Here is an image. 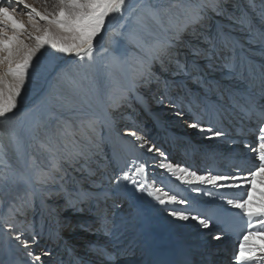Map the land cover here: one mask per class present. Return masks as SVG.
I'll return each mask as SVG.
<instances>
[{"label": "snow or ice", "instance_id": "6c2138e0", "mask_svg": "<svg viewBox=\"0 0 264 264\" xmlns=\"http://www.w3.org/2000/svg\"><path fill=\"white\" fill-rule=\"evenodd\" d=\"M226 11L225 0H168L166 4L158 0H0V122L17 146L18 156H23L16 129L19 119L16 110L26 84L68 71L55 63L41 62L40 57L49 49L53 59L57 53L75 57L72 63L89 84L87 94L104 96L112 109L130 105L138 98L136 92L140 88L155 85L158 91L162 89L159 102L166 100L167 106L176 110L174 115L181 118L187 114V107L191 112L188 127L204 134L207 140L225 141L228 134L215 127L214 122L224 110L221 102L231 101L234 108L259 123L255 143L244 144L254 154L255 161L247 170L238 166L233 173L226 174L211 167L199 171L178 164L169 160L157 142L133 129L127 131L133 139L122 145L123 155L118 153L114 157L117 168L111 184L124 199L135 193L145 194L177 221L194 222L204 230L218 228L212 234L216 241L236 232L238 245L232 264H264V26L256 30L244 25L249 33L247 40L255 45L250 51L260 57L253 60L248 50L231 41L223 29L211 36L203 33L210 25L211 15L225 16ZM259 15L264 20V9ZM243 17L244 13L226 18L243 24ZM145 18L154 22L156 31L142 24ZM114 22L118 26L106 27ZM186 33L202 36L207 45L193 47L192 54L207 60L209 68L216 69L219 65L218 70L230 81L238 82L242 92L241 87L208 80L195 61L178 59V42ZM105 37L108 47L103 43ZM121 41L134 44L139 54L127 56L121 51ZM98 60L103 61L104 71L92 76L91 70ZM155 65H159L160 75ZM164 73L195 80L204 94L196 96L186 92L184 96L172 97L173 89L183 85L165 78ZM212 93L216 94V101L210 99ZM100 123V117L95 115L81 119L75 127L64 122L39 142L41 151L47 154L46 168L36 166L30 157L28 166L35 168L32 176L19 175L11 167L0 174V188L20 182L26 186L22 194L7 202L6 212L0 211V264H52L53 252L41 246L43 233L36 231L34 222L27 219L37 194H51V185H59L58 194H65L73 206L95 202L99 208L100 201L108 200L107 190L78 187L68 192L65 186L67 168L64 165L75 166L84 161L81 170L87 168ZM210 155L215 159L214 154ZM157 167L166 174L159 181L155 178ZM169 177L183 185V190L194 198L176 192L171 181L165 184ZM92 184L96 186L97 182ZM233 189H242L246 195L233 198L229 195ZM142 217L139 208H132L120 217L109 215L106 207L98 210L96 232L108 242L95 249L100 264H112L113 249L123 256L135 255L133 249ZM128 264H143V261L129 260Z\"/></svg>", "mask_w": 264, "mask_h": 264}, {"label": "rangeland", "instance_id": "374dc122", "mask_svg": "<svg viewBox=\"0 0 264 264\" xmlns=\"http://www.w3.org/2000/svg\"><path fill=\"white\" fill-rule=\"evenodd\" d=\"M167 2L168 0H158V3L160 4H166ZM247 3H249L248 13L247 12L244 13V18L250 21L251 28L259 30L262 26H264V20H262L259 15L260 11L264 9V0H225V5L227 8L225 16H215V15L210 14L211 15L210 25L209 27L204 28L202 30L203 33L207 36H211L218 29H223L225 33H228V38L231 41H233V39L235 38L238 39L239 41H243V42L247 41V37L249 33L244 27L245 24L244 23L238 24V23H235L232 19L226 18V17H231L233 15L239 17L241 15L240 5L247 7ZM145 20L147 19H144V21ZM149 22L151 24L147 23L148 26L144 24L143 25L149 29L152 26V23L155 26L154 22L151 19L149 20ZM177 23H179V21H177ZM114 26H118V24L114 22L113 25H110V27H114ZM154 28L156 29V26ZM103 43L105 47L109 46L107 45L108 43H105V41H103ZM121 43L125 47L123 52L125 53L126 51L127 56L135 57L139 54V49H137L134 44L127 43L126 41H121ZM197 46L201 48L207 47V45L203 43L202 36H193L187 33L184 34L182 39L178 42V48H177V51L179 53L178 59L182 62L187 61L189 63H192L193 61H195V63L200 66V68L202 69L203 75L207 79L211 77H214V78L218 77L219 79H221L219 83L222 85H225L224 81L228 79L227 80L228 82L230 78H226L225 74L218 70L219 65H217L216 69L209 68L207 67V64H208L207 60L197 58L192 54L193 47H197ZM128 50L133 51V52L129 54ZM55 57L56 59H53L52 50H49V52L45 53L40 58H41V62L44 64H48L51 62V63H55L59 67L68 69L67 73L62 74L61 78H64V76L68 74L71 75L72 79L75 81L81 93H84L85 95H87L89 98H92V99L97 97L96 95L87 94V89L89 87V84H88V81L83 80L80 77V75L78 74L80 72V69H78L74 63H72L73 61H75V57H73L72 60L69 61L70 64L67 66H64L65 65L64 62L67 56H62L61 54L57 53L55 54ZM102 65H103V61L98 60L97 64L91 70V75L96 76L99 73H102L104 71ZM154 68L157 74L160 75L159 65H155ZM163 75L165 78H168L170 80L182 82L183 86L181 88L173 89V91L170 94L172 97H175L177 94H179L180 96H184L186 92H191L196 96H202L204 94V90L201 88V86L197 84L195 80L191 78H186L180 75L171 76L169 73H164ZM45 81H40V82L32 81V82L27 83L25 86V89L22 92L21 98L27 102L32 101V99H34V97L37 95V93L39 92V90L41 89ZM237 86L239 85H235V87ZM160 91H162V89ZM160 91L157 90L155 85H153L151 88H140V90H137L136 96L138 97L144 96L146 100L137 101L136 99H133L130 102V105H124L122 107L123 109H120V108L114 109V113H115L114 118L117 117L116 119L122 127L121 136L124 135L125 138H129L126 136L127 131L133 130V129L139 130L140 132H142L143 134L147 135L148 137L153 139L155 142H157L158 145L160 144L162 149L166 151L168 154V151L170 152L172 149V148L171 149L169 148L168 136L167 135L162 136L161 134L158 135V131L160 129L158 128V124L154 123V121L149 120V115L147 116V111L144 112L142 107L144 106L146 108L148 107L147 109H149L148 111L150 112L151 115L153 112H155L154 116H157L155 119L157 120L162 119L161 121L166 127V128L162 127L164 128L163 130L165 132L167 131L168 126L174 124L176 122L175 120L178 118L181 123L180 124L176 123V125H180L186 128L188 130L187 133L190 134L191 132H190V128L188 127L187 122L189 120L191 112L187 109V107H185V111L187 114L183 118L173 117L171 114L174 113L176 110L171 107H168L166 100H165V103L159 102L161 99ZM210 99L212 101L215 99L217 100L216 94L215 93L210 94ZM97 100H99L100 102L101 109L110 108L108 107L109 101L104 96L99 95ZM78 105L79 104H77V100L73 98L72 94L69 91L64 90L60 82H58L55 85H53L49 95L46 96V98L43 99L40 103H38V105H35L34 108L32 107V109L26 112L24 111L23 114H18L19 119L16 123V127L22 130V132L24 133V136L28 142L27 146L31 150V152H29L30 156L27 157L25 156L27 155V153H25V149H23V156H20L22 157V160L19 159L18 156L16 157L15 152L17 150L16 149L12 150L11 146L9 145L6 139V136H5V133L2 127H0V174H3L7 168L11 167L19 175L31 176L30 172L31 173L32 171L34 172L35 168H31L28 166V161L30 157L34 158L36 166L42 168L39 157L42 156L43 159L45 160H48V159H47V154L42 152L40 149L39 142L42 141L41 134L45 132L46 128H49L50 130L55 129L57 126H62L64 122H68L69 120L75 119V120L80 121L81 119L79 118L81 117L79 116V118H76V115H75L76 113L79 112L77 110ZM96 106H99V105H96ZM86 117L87 115H84L83 118H86ZM101 124L102 123L97 125V129H103V126ZM171 130L174 131V129H171ZM47 134L48 133L44 134L43 137H45V135ZM101 136H104L103 142L102 144H99L98 147L102 148L101 151L103 152V154L100 156V158L99 156L96 155L97 163L95 161V163L93 164L94 166L91 167L95 175H89V179H87L86 177H82L81 181H83L82 188L85 190H88V189H91L93 191L107 190L109 193V198L106 202L100 201L99 208L97 207V204L95 202L91 204L89 203H85L83 205L81 204L80 213H78L80 215L79 219L77 221H74L73 217H71L72 214H74V211H71L72 209L69 207V205L66 204V202L64 201L65 199L62 200L63 199L62 197L64 196V194L63 193L58 194V192L56 191L58 190L59 185L57 187L55 186L56 189L55 187H51L52 188L51 194H42V196L44 195V198L47 200V202H49L50 204L52 203L53 206L55 207V210H57V212L60 213L58 215H62V218L60 217L61 220L63 222H66V221L68 222V227H65V228H69V225H70L69 231H72V232L74 231L75 233L83 232L82 237L79 236L78 238H76L77 241L75 240L76 242H74V243L78 242L79 244L80 243L82 244V245L75 247L76 248L75 251H77V253L81 255H90L91 253L95 252L93 251L91 244L88 243L89 240L91 239L87 236H91L92 239L94 235H98L99 237H102V238L104 237L100 235L99 233H97L96 231H92L93 228L96 230V227H97L96 224L94 225L89 224L90 223L89 220H93V221L96 220V217H97L96 211H98L99 209L103 210L106 207L109 215L117 217L119 212H123L127 209L124 206L126 204H124L123 198L115 192L114 185L111 184V180L114 178L116 174L117 165L112 155L110 159V150H109V147H107L108 146L107 140L103 132ZM176 136L179 139L178 141H175V143L180 145V150L183 149L184 145H188V144L190 145L191 148H193L192 146L196 147L200 145H206L210 149L219 150V148L214 147L212 144L208 142L197 143L196 142L197 136H195L196 138L193 136H188L187 138L188 141H186V139L180 135H176ZM160 137L161 138L163 137V139H161ZM24 147L25 146H23L22 148ZM117 148L119 147L117 146ZM180 150L177 152V155L175 157L178 159V161L176 162L178 164L183 163V161L181 160V157H183L182 156L183 154L186 155V149L182 151ZM106 156H109V157L105 158ZM149 163L152 164V160ZM93 181L97 182L96 186H93L92 184ZM65 182H66L65 185H67L68 183L70 185V186L68 185L67 187L74 188L73 184L75 182V179H73L71 175L69 174L67 175ZM25 187L26 186L23 184V182H20L15 185L8 184L0 188V200L3 201V203L0 204V211L5 210V205H7V200H9L10 196H13L15 191L19 189H25ZM131 197L134 198V194L131 195ZM35 199H37V200H34L35 202L44 203V200H42L41 195L39 193L37 194ZM116 205H120V206L117 207ZM95 208L98 210H96ZM156 212L159 213V209H157ZM44 214L47 216V212ZM80 219L82 220L79 222ZM85 220L88 221L89 223L85 222ZM58 232L59 234H61L62 231L60 232V230L54 229L53 230L54 236H56V233ZM63 233L65 234V232ZM211 233L214 234L212 231ZM67 234L68 233H66L64 237L66 239H69L66 237ZM69 241L72 242L71 238L69 239ZM46 244L47 243L42 240L41 246L46 247L45 246ZM202 244L209 245L208 243H205L204 241L202 242ZM194 245H198V244H194ZM47 248L50 249L49 247ZM53 255H55V253H53ZM60 261H62V257H55V256L52 257V264H57V263L60 264Z\"/></svg>", "mask_w": 264, "mask_h": 264}, {"label": "bare ground", "instance_id": "6f19581e", "mask_svg": "<svg viewBox=\"0 0 264 264\" xmlns=\"http://www.w3.org/2000/svg\"><path fill=\"white\" fill-rule=\"evenodd\" d=\"M239 5V4H237ZM248 6L249 3H247V7L240 5V13H248ZM246 15V14H245ZM147 20H143L142 24L148 26L149 22V18H145ZM148 23V24H147ZM243 23L248 25L249 27L251 26L250 21L246 18L243 17ZM151 24V23H150ZM153 23L152 26L150 27L151 30L156 31V29L153 27ZM106 27L110 28V25L106 24ZM103 35V33H102ZM99 40V37L97 38ZM105 43H108L107 45H109V41L108 38L105 37ZM234 42H238L241 48H244L245 50H248V55L252 57L253 60H259V54L250 51L255 45L254 42L252 41H239L238 39H233ZM124 46L121 43V50H124ZM50 50V49H49ZM49 50L44 51V54L49 52ZM129 54H131L133 51L128 50ZM138 52V50H137ZM126 54V51H125ZM73 56H67L65 59V65L67 66L69 65V61L72 60ZM55 74V75H54ZM62 74L57 76L56 73H53L52 75H50L46 81L44 82V84L42 85L41 89L39 90V92L37 93V95L34 97V99H32V101L27 102L24 101L22 98H19L18 100V108L16 110L17 114H23L24 111H28L30 109H32V107L34 108L35 105H33L38 99V103H40L43 99L46 98V96L49 95L53 85H55L56 83L60 82L62 88L66 91H69L73 98L77 100V104H79L77 106V110L79 111L78 113H76V118H79V116L81 118L79 119H84V115L91 116V115H95L100 117L101 121H102V126L103 129H97V133L95 136V143L93 146V154L91 159L87 162V168L85 170H81V165L84 164V161H81L80 164L75 165V166H69L67 164L64 165L65 168H67V175H71L73 177V179H75V182L73 184L74 188H70L67 187L69 185V183L66 186V189L68 192H72L74 189L76 188H82L83 187V181H81L82 177H86L87 179H89V171L88 169H90L91 171L93 169H91V167H93L95 161H96V155L100 156L103 154V152L101 151V147H98L99 144H102L103 142V138L104 136L102 135V132L104 133L106 140H107V147H109L110 150V159H111V155L113 157H115L116 154H120L123 155L121 149H122V145L128 141H131L133 138L130 135H126L129 138H125V136H121L122 135V127L121 125L118 123L117 121V117L114 118V109L109 108V109H101L100 108V102L98 99V96L95 98H89L87 95H85L84 93H81L78 86L76 85V83H74V80L72 79L71 75H66L64 76V78H61ZM208 80H212V81H217L219 82L221 79H219L218 77H211ZM228 79H226L224 81L225 85H228L230 87L235 88V85H239L238 82H233V81H228ZM237 87H241L240 85ZM140 90V89H138ZM243 91L242 87H241V92ZM138 97V96H137ZM137 101H145V97L141 96L138 97L136 99ZM213 101H216L213 100ZM38 103L36 105H38ZM144 103V102H142ZM224 105V110L222 112V114L217 117L216 121L218 119H223L224 116H230L232 115V113L235 112V109L232 105V102L229 100H225L221 102ZM99 105V106H96ZM231 105V106H230ZM144 112L147 111V116L149 115V120L154 121V123L158 124V135L161 134L162 136L167 135L169 138V148L171 149V151H168V158L171 161L177 162L178 159L175 158L177 155V152L180 150V145L175 143V141H178L179 138H177L176 135H180L182 137H184L187 140L188 136H197V143H203V142H208L210 144H212L214 147L219 148L218 149H210L209 147H207L206 145H200V146H192L193 148L190 147V145H184L182 150L186 149V155H184L183 153V157L187 156L188 160L191 159L193 160L192 165L195 164V160H197V157L202 155L204 156V154L206 152H209L210 154H214L215 156H222V155H227V156H232L235 155L236 153H243V151H247V148L243 147V146H239L236 144L231 145L228 141V138L225 139V141H215V140H207L204 139V134L198 132L197 130L191 129L190 128V134L187 133V129L180 126V125H176L180 124V120L177 118V116L174 115V113H172L171 115L173 117H176L177 119L175 120L176 122L170 126H168L167 131L165 132L163 129L166 128L165 125L163 124V122L161 121L162 119H155L157 116H154L155 112L152 113V115L150 114V112L148 111L149 109H147L145 106L142 107ZM120 109H123L122 107H120ZM78 114V115H77ZM205 122H207V117L204 118ZM156 120V122H155ZM68 123H71L74 127L78 125L79 121L78 120H69ZM64 124V123H63ZM219 125H221V122L218 123ZM0 127H2L6 139L9 143V145L11 146L12 150H17V146L14 145L8 134L7 131L4 128V125L2 122H0ZM164 127V128H162ZM17 132H18V136H19V142L20 144L23 146H25L23 149H25V153H27V157H29V152H31V150L29 149L28 142L24 136V133L22 132V130H20L19 128H17ZM171 129H174V131H172ZM50 131L49 128H46L45 132H43V134H41V139L42 141L45 140V137L47 135H45V137H43L44 134L48 133ZM186 131V132H185ZM195 131V132H194ZM161 138V137H160ZM196 138V137H195ZM77 139H79V137H77ZM109 139V140H108ZM163 139V137L161 138ZM160 145V144H159ZM117 146L119 148H117ZM223 149V150H222ZM180 150V151H182ZM226 150V151H225ZM15 152V151H14ZM235 152V153H234ZM16 157L18 156L17 151L15 152ZM109 156H106L105 158H108ZM19 159L22 160V157L18 156ZM126 158V157H125ZM114 159V158H113ZM112 159V160H113ZM148 159L149 162H151V154H148ZM39 160L41 161V165L42 168H46L47 164H48V160L43 159L42 156L39 157ZM115 160V159H114ZM23 162V161H22ZM123 161H121L122 163ZM187 162V161H185ZM97 163V161H96ZM90 165V166H89ZM98 165V164H97ZM154 167V166H153ZM199 171H204L203 168H201L200 166L198 167ZM84 171V172H83ZM88 172V173H87ZM93 172V171H92ZM33 171L32 173L30 172L31 176L33 175ZM88 174V175H86ZM166 174H162L160 169L157 167L155 168V178L157 181L164 179V176ZM150 177H151V172H150ZM79 178V179H78ZM70 179V177H69ZM169 181H171V187L175 189L176 192H183L184 196L187 198H194L193 196H190V194L187 191H184V186L180 185L178 182H175L174 179L172 178H168L167 180H165V184H169ZM66 183V182H65ZM57 187L58 185H51L50 187ZM70 186V185H69ZM37 187H40L39 185H37ZM55 187V189H56ZM85 187V186H84ZM259 187V186H258ZM59 189V188H58ZM72 189V190H70ZM83 189V188H82ZM24 191V189H19L17 191L14 192L13 196H10L8 201L13 200L16 195L18 194H22ZM57 191V190H56ZM41 198L42 200H44V203L41 202H35L33 203V207L31 209H29L28 211V221L29 222H34L35 224V228L36 231H40L43 233L42 237H41V242L42 240H47L49 243H54L55 241H53L57 235H62L65 236L66 233L67 234V238H71L72 242L69 241V239H66L67 242H69V246H79L82 245L81 243L79 244L74 243L77 241L76 238H78L79 236L82 237L83 232H77L75 233L74 231H69L70 230V225L69 228H65L68 227V222H63L61 220L62 215H58L60 213L57 212V210H55V207L53 206V204L47 202V200L44 198V195ZM66 204L69 205V207L72 209L71 211H74V214H72L71 217H73L74 221H77L79 219V214L80 213V207L81 204H77L76 206H73L71 204H69L68 202V198L67 196L64 194V196L62 197ZM195 198H200V197H195ZM204 198V197H202ZM37 200V199H35ZM123 202L125 206V208H127L125 211L123 212H119V214L117 215V217H120L122 215H124L126 212L130 211L132 208H139L142 210L143 212V217L142 220L140 221L139 225H138V235L136 237V241H137V245L136 248L133 250V252L135 253V255H129V258H133V260L135 259H139V257H143L146 256L147 253L151 252L153 249L154 250H167L169 252H172L174 254H177L179 256L182 257H192L193 255H200L203 257H207L209 255H211L213 257V261H216V258L218 256H221V253H219V251L217 250L218 245L221 243V241H216L212 238V233H215L214 229L211 230H204L201 229L198 225H196L194 222H181V221H177L174 218L170 217L167 212L164 210L163 207L159 206L158 204H156L155 202H152V199L147 197L145 194H141V193H135L134 194V198L131 197V195L127 198L124 199L123 198ZM135 200V202H134ZM44 205V207H43ZM83 205V204H82ZM159 209V213L156 212V210ZM70 210V209H69ZM98 210V209H96ZM7 211V206L5 205V210L4 212ZM95 211V210H94ZM93 211V212H94ZM47 212V216L44 214ZM98 214V211H96V215ZM39 215V217H38ZM61 217V218H60ZM82 219L79 220V222ZM84 221V219H83ZM86 221V220H85ZM88 222V221H86ZM168 223V224H167ZM82 225V224H81ZM60 230V232L64 231V233L61 232V234L56 233L57 235L54 236L53 230ZM67 231H66V230ZM85 229V227H84ZM92 231H96L95 229H93ZM89 237L91 240H89L88 243L91 244L93 251H95V249L97 248L98 245H106L108 244L107 239L105 237H99L98 235H94L93 239L91 236H87ZM53 239V240H52ZM76 240V241H75ZM205 243H208L209 245H205L202 244L203 241ZM192 245H190V244ZM194 244H198V245H194ZM200 244V245H199ZM111 248V245H108ZM47 247V246H46ZM73 248L72 250L74 252L76 248ZM85 247V246H84ZM86 248V247H85ZM84 248V249H85ZM58 249V247H57ZM114 254H116V256H119L118 253L115 252V250L113 249ZM94 253V252H93ZM92 255V253H91ZM94 255V254H93ZM55 257H60L58 255V252H55V255H53ZM83 256H89V255H83ZM65 253L62 255V261H60V264L62 262V264H64L65 260ZM97 258V257H96ZM47 259V258H46ZM128 261V258L124 259V262H116V264H120V263H126ZM58 264V263H57Z\"/></svg>", "mask_w": 264, "mask_h": 264}, {"label": "water", "instance_id": "95a60500", "mask_svg": "<svg viewBox=\"0 0 264 264\" xmlns=\"http://www.w3.org/2000/svg\"><path fill=\"white\" fill-rule=\"evenodd\" d=\"M39 99L33 104V105H36L38 103Z\"/></svg>", "mask_w": 264, "mask_h": 264}]
</instances>
